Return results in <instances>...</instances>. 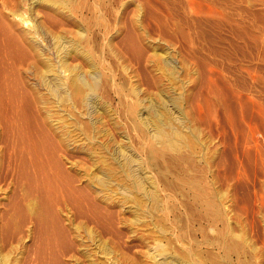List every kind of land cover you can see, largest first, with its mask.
Here are the masks:
<instances>
[{
  "label": "rangeland",
  "instance_id": "1",
  "mask_svg": "<svg viewBox=\"0 0 264 264\" xmlns=\"http://www.w3.org/2000/svg\"><path fill=\"white\" fill-rule=\"evenodd\" d=\"M48 1L37 0V3L39 2L37 4L35 0L36 14H33V18L44 25L47 24L46 26L50 27L48 30L51 34L56 32L55 30L58 29V27L61 28L62 26L64 29H69L68 31H73L74 34L78 32L76 30L86 32L89 35L88 40L90 41L89 43L87 40L86 45L89 43L88 46L92 47L94 49V51L93 49L92 51L98 56V70L100 74H102L101 81L103 80L101 82L102 85H100L102 89L98 90V96H100L98 103L100 102V106L106 104V107L102 110H104L106 114L109 113L108 116L111 115L107 117L106 114L103 115L104 112L101 110L94 115L96 117L98 115L100 116H98L99 118L95 117L97 121L100 119L96 124L97 128L100 127L98 129L100 130L99 134H101L99 138L100 141L102 140L101 142L106 144L112 151L114 147L126 141L128 143L125 142L126 144L124 145H129L133 152L136 150L135 152L140 154L144 160L151 159L147 158L149 157L147 148L153 136L151 135V137H149V131L148 129L146 130L147 126L145 127V125L142 124L145 127L143 129L134 124L133 118H135V115L130 116V104H134L137 109H141H138L140 112L137 111V116L145 112L144 110H147L148 107L154 108L157 104L158 106L161 105V107L165 108L162 109L164 114L167 116L170 115V118L174 114L172 119L174 118L173 120H177V126L180 125L179 128L183 135L181 141L184 139L183 142L180 141L182 144L180 142V144H176L170 140L166 141L164 144L167 143L168 146L165 145V148L163 145L159 147L160 151H165V153L161 151V156L156 158H160L159 160L156 161L155 159L154 161V159H151L152 161L150 162L145 161L146 170H149L148 168L152 165L148 173H150L151 177L155 176L154 178L156 180L154 178L152 179L157 182V185L161 184L158 185V190H160L159 195H161L158 200L159 206L157 202H154V199L153 201L150 198H144L147 202L144 201L145 207L143 206V209L148 211L147 214L143 215L142 213L143 219L145 220L144 222H146L145 224L143 223L139 226L134 223V226L133 219L136 214L131 215V213H135V208L132 209V204L134 203L132 199H127L128 202L119 194L112 195L113 199L117 196L113 203L115 204V208H113V232L106 233L95 227L94 231L97 229L95 234L99 232L96 235L97 238H101L98 243L102 241L100 244L101 246L97 247L96 243L95 245H91L92 242H88V237L85 236V232L75 233V226H82L81 224L86 225L88 223L87 220L75 215L76 213L74 210L73 214L72 208L69 207L67 209L66 205L62 203L58 205V213L62 221L64 220L63 224L66 228L70 224L67 230L69 231V239L72 243V247L64 252V263L75 264L77 262L76 264H91V262H96L97 264H105L106 262L101 261H107L102 251L103 246L106 244V247L107 245L110 246L109 250L114 256L120 258V256L125 253L128 254V257L130 255L128 260L130 263L127 262L125 264H132L133 262L135 264L136 261L137 264H154L156 262L150 257L160 244L166 247V254L168 252L171 254L168 255H174L173 257L179 255L177 256L179 258H181V255L190 254V256L192 255V259L196 258L198 264H214L218 259L221 260H219L220 262L217 264H234V262H229L224 259L225 257L223 256L225 254L224 247L230 244V248H233L231 249L233 252L232 256L237 251V248L242 250L239 251L242 255V261H244L245 264H264V0H78L80 3V10L75 14L82 19H80L81 22L75 17L72 21L73 14L61 8L64 7L63 0ZM55 6L57 8H55ZM57 13H60L61 16ZM48 15H53V17L59 19L60 25L58 23L59 26H49L46 22V17ZM64 19L66 21L71 19L70 21L73 23L70 21L66 22ZM53 29L55 30L53 31ZM75 39L77 38H74V40ZM84 43L82 42L83 45H85ZM73 61L76 60L73 58ZM165 62H168V64L165 65ZM25 64L26 63L20 65V67L24 69L26 67ZM159 65H163V68L167 69L164 70ZM87 69H89L88 66ZM174 71L176 73H172ZM105 74L108 76L110 75L112 78L109 77L108 79V76ZM108 80L110 81L108 82ZM120 86L122 88H120ZM170 91L171 93H169ZM165 93L167 96H165ZM163 96H165V98ZM46 98L50 102L52 100V104H54L51 105L49 102L50 110L52 108V120L58 117L64 119L66 116V119H64L66 120L65 122H71V120L67 118V109L63 108L66 107V103L61 100L59 101L60 104L56 103V100L49 95H47ZM160 98L161 102H159ZM174 98L177 103H175ZM129 99H131V101ZM132 100L135 101L132 103ZM162 102H164V104ZM150 103L153 104L151 105ZM173 103H175L174 106H178L174 107ZM55 104L59 105L56 106ZM57 107H60L58 108L59 112H57ZM107 107H110L113 111ZM126 110L129 114L126 113ZM100 111L103 112V114ZM112 112L116 113L114 114ZM105 116L107 119H105ZM141 116L135 119L139 118L137 120L142 121ZM179 116L183 117L180 119ZM57 120H59V118ZM82 120L87 121L85 118ZM178 120H181V122ZM103 122L107 123L104 124ZM109 123L111 124L109 125ZM114 124L119 127H114ZM133 124L135 126H133ZM136 126L138 128H136ZM123 128L127 133L126 135L124 130L122 131ZM3 129L4 128L0 126V264H40L41 255L39 254V249L44 236L42 228L48 227V222L50 220L43 217L44 219L38 223L35 219L37 216L33 217V215H31V219L29 216L27 217L28 219L22 218V216L17 213V210L14 209L15 207L13 204L16 200H20L19 197H21L23 192L20 194L21 184L19 182V176H17L18 161L14 160L13 162L11 158L16 159V157L13 156L12 151L9 152V150H13L11 148L13 143L11 142L15 140V138H11L12 140L6 139L8 136L5 134V129ZM107 129H110V131ZM138 129H141V131ZM135 130H138L136 132L140 133L137 134ZM144 130H146L148 134L144 132ZM103 131L108 132L103 135ZM186 131L188 135L185 133ZM3 134L4 136L2 137L1 135ZM126 137L128 140H126ZM64 138L65 137L62 139L64 142L62 140L60 141L59 154L67 155L69 152L67 157L69 158L70 156L69 160L71 162L74 161L77 163L81 160L77 163L78 166L83 168L86 167L87 170L90 166L89 169L92 170L94 165L93 161L97 156L95 155L92 158V156L88 154L90 145L82 143L86 142L82 139H76L77 142L74 137L68 136L67 139ZM3 140H5V142ZM6 140L9 141L8 145ZM65 142L66 144H61ZM181 145L186 147L182 146L181 149V147H179ZM174 147L175 151H173ZM63 148L65 150L64 153L62 152L64 151ZM81 149L83 151H81ZM84 149L88 150L86 151ZM98 149L101 150V147ZM170 151L171 154L174 153V155H170ZM177 155L184 157L180 158ZM84 156L87 157V159H85ZM71 157L73 158L71 159ZM88 157H90L91 160L90 158L88 159ZM102 161L103 158L100 163H102ZM159 161H161L160 165L162 164V167L163 165L166 167L162 168L160 165L159 167ZM81 162L86 164L83 165ZM155 163H157V165ZM168 164H172L173 167L170 165L168 167ZM164 169L168 171L163 172L165 171ZM91 170L90 172H92ZM152 170L153 172H151ZM186 170L187 174L185 173ZM155 171L156 174H154ZM158 173H162V175L166 176V181H164L165 177L162 175L159 176ZM171 173L172 175H170ZM191 173L194 176L197 175L198 177H196L199 178L198 180H204L206 177L204 183L206 182L207 189L209 188L207 190L208 195L212 194L210 195V198H212L215 193L216 197H214V195L213 198H216L215 201L217 204L219 203L220 210H222L219 215L223 213L221 216L223 219L217 212L207 210L202 205V202H198L201 200L197 201V199L193 197L195 193L193 191L190 192V190L183 185L184 182L182 184L181 180L183 179L185 181L190 178L196 179ZM176 177L179 180H176ZM158 179H160L159 182ZM162 181H164L166 185L164 182L161 183ZM180 184H182V186H180ZM167 185H169L170 188ZM182 187H184V189ZM209 190L211 192L213 191V193L209 192ZM198 193L199 192H197V194ZM119 196L121 197L119 198ZM139 196L141 199L143 198L142 195ZM15 197L19 199H14ZM193 198L196 202H194ZM117 199L120 202H118ZM109 204H111V202ZM128 205L130 207H128ZM127 209L130 212H128ZM66 212L71 214L69 215ZM119 213H123L124 215L120 214L119 216ZM72 215L74 217H72ZM215 215L216 217H214ZM124 217H127L128 223L130 222L127 228L121 224ZM217 218L218 220H215ZM69 220H72L74 224L70 223ZM153 220L156 221V224H153L155 223ZM149 222L150 226H148ZM78 223H80V225ZM44 224L46 225L44 226ZM131 224H133V226ZM89 226H93V224L91 223ZM160 226L161 229H159ZM119 228L123 230V233ZM135 229L137 231L139 229V231L137 232ZM230 229L233 231V234ZM115 230H119L118 232L121 234L117 231L114 232ZM161 231H164V234ZM145 232H148V235H146ZM71 233L74 234L75 237ZM113 233H117V236L115 234L113 235ZM81 234L83 238H81ZM141 236H145L146 238H141ZM225 237L226 239L229 237L228 242ZM231 238L234 241H232ZM82 239H84V241L87 240L85 245L89 244L90 247L93 248L89 247L91 251L93 250L92 253L94 256L87 257L84 255V250L82 248L84 243H82ZM231 241L232 243H230ZM239 242L240 244H238ZM112 249H114V251ZM193 249L194 251H192ZM196 254L198 257H196ZM138 256L139 260H137ZM222 256L224 258H222ZM94 257L95 259L93 260L92 258ZM131 257L135 260L133 261ZM214 257H217V260L214 259ZM200 258L203 262L199 260ZM157 259L159 260L160 258L158 257L156 260ZM80 260H82V262ZM142 260L145 261L143 262ZM97 261L100 262L98 263Z\"/></svg>",
  "mask_w": 264,
  "mask_h": 264
},
{
  "label": "bare ground",
  "instance_id": "2",
  "mask_svg": "<svg viewBox=\"0 0 264 264\" xmlns=\"http://www.w3.org/2000/svg\"><path fill=\"white\" fill-rule=\"evenodd\" d=\"M40 1H46L47 2L48 0H40ZM51 1L53 2V0H51ZM56 1H58V0H56ZM63 1H64L63 2L64 7H61V8H64V10L66 9L71 14H73L72 15L73 17L71 16L72 21L74 20V17L77 18L78 21H80L81 18H79L78 15L75 14L80 10V7H79L80 3L78 2V0H63ZM80 2H82V1H80ZM36 3H37V0H36ZM35 7H36L35 6V0H0V126L5 129V134L8 136V138H6V135H5L6 139L9 140L11 138H15V140L11 139L12 142L10 140V142L13 143L11 146V148L13 150H9V152L12 151L13 156L16 157V159H12L10 156L11 160H13V162H14V160L18 161V169H17L18 172L17 171L16 172L18 173L17 176H19V180H20V181L19 180L18 181L20 182V184H21L20 187L22 188V189L20 188L21 192L20 191L19 192H20V194L23 192V194L21 195L22 198L19 197L20 200H16V202L13 204V206L15 207L14 209L17 210V213L20 216H22V218L28 219L27 217L29 216V218L31 219V217H30L31 215H33V217L37 216L35 219L37 220L38 223H40L41 220L44 219L43 217L50 220L48 222V227L44 228L42 225V227H43L42 230L44 231V236H43L44 239L42 238L43 242H42L41 247L39 249V251H40L39 254L41 255V263L40 262L39 263L40 264H65L63 261V255L65 254L64 252H66V250H69L72 247V243L69 239V237H70L69 231L67 230V228H69L70 224L68 223L69 226L67 228L63 224L64 220L62 221L61 216L58 213V208H59L58 205H60L62 203L64 205H66L67 209L69 207L72 208L73 214L75 211V213H76L75 215H78V217H82V218H85L87 220L88 223L86 225L81 224L82 226H78V225L75 226L76 227L75 233L85 232V236L88 237V242H92V244L90 243L91 245H95V243H96L97 247L101 246L100 244L102 243V241H101V243H98V242H100L101 238H99L100 240L97 238L96 235L99 232L97 234H95V231L98 228L100 231L102 230L106 233L111 232L113 230L112 229L113 223H114L113 222V220H114L113 219V215H114L113 214V208H115L114 207L115 204H113V203H114V199L117 196L113 199L112 195L114 196L116 194H119L122 196V198L124 197L126 199V201H128L127 199H132L134 202L133 203L134 205L131 202L132 209L135 208V213H131V215H134V214H136V215H135V218L133 219L134 222L133 221H131V222H133V224L135 223L139 226L143 223L145 224L146 222H144L145 220L143 219L144 217L142 216V213L144 215V214H147V212H148V211H145V209H143L144 203L147 202V201H145V199H147V198H150L151 200L154 199L155 201L154 200L153 201L155 203L157 202V204H158V202H159L158 200L160 199L159 196H161V195H159L160 190H158V188H159L158 185H161V184L157 185V182H155L152 179L155 176L151 177L150 173H148L150 168L152 167V165L150 168H148L149 170H146L145 161L150 162L153 159L155 161L156 158L161 156L160 154H161L162 150L160 151L159 147L162 145H163V147L165 145H167V143L164 144L166 141L170 140L176 144H180L181 142L184 141V139H183V141H181V138L183 137V135H182V131L179 128L180 125L177 126V124H178V123H176L177 120L175 121V120H173L174 118L172 119L174 114L172 115L171 118L169 117L170 115L168 113L167 114L169 116L164 114L162 109H165V108L161 107V105L158 106V104H157V106H156L154 104L155 105L154 108L148 107L149 109L147 108V110H144L145 112L140 114V116L142 115L141 116L142 121H138L137 119H139V118H137V119H135V118L140 117L139 115L138 116L136 115L138 112H140V111H138L139 108L137 109L134 104H130L129 105V109H130L129 113H131L130 116L135 115V118H133V120L135 122L134 124L142 127L143 129L147 126L146 130L148 129V131H149L148 132L150 135L149 137H151V135L153 136V139L150 138V139H152V141L150 140V142L148 143L149 146L147 148V150L149 152V157H147V158H151L152 160L151 159L147 160L146 158H145L146 160H144V158H142L140 154L135 152L136 151L135 149H134L135 151L133 152V150L129 147V145H124V144L128 143L126 141H125L126 143L124 142L123 144L114 147L113 151L110 148H108L106 144H103L101 142L102 140L100 141V139H99L101 134H99L100 130H98V129L100 127H98V128L96 127L97 122H99V120H100L99 119L97 121V119H96L99 115L97 117L94 116L95 113L98 112L99 110L104 112V110H102V109H104V107H106L105 106L106 104L104 106H100L99 105L100 102L98 103L99 97H100V96H98V90L102 89V88H100L101 87L100 85H102L101 82L103 80L101 81V78H102L101 75L102 74H100V71L98 70V62H97L98 56H96V53L93 52L94 49L92 47L88 46V44L90 43V41L88 40L89 35L86 32L79 31V30H76V31H78V32H76L77 34L76 33L74 34L73 31H71V30L68 31L69 29L68 30L64 29L63 26L62 27L60 26L61 28L58 27V29H56V30L53 29V31L55 30L56 32L51 34L50 31L48 30V29H50V27L46 26L47 24L44 25L43 23L39 22L37 19L33 18V14L34 15L36 14ZM55 8H57V7L55 6ZM57 11H58V9H57ZM58 15L61 16L60 13ZM30 17H31L32 21L30 20ZM46 18H47L46 22L49 24V26H51V25L56 26L59 23V19L53 17V15L52 16L48 15ZM70 20H68V21H70ZM68 21H66V22H68ZM72 21H70V22H72ZM43 22H45V21H43ZM59 25H60V23H59ZM74 38H77V39L74 40ZM87 40L89 41V43L87 42L88 44L86 45ZM84 41H85V43H84ZM91 41H92V38H91ZM135 41H136V39H135ZM82 42L85 45H83ZM141 48H143V47H141ZM92 49H93V51H92ZM140 53H141V51H140ZM101 56H102V54H101ZM73 58L76 61H73ZM100 60H101V57H100ZM23 62L26 63L25 64L26 67L24 66L25 67L24 69H22V67H20V65L24 64ZM165 63H166L165 65L168 64V62H165ZM102 64H103V61H102ZM108 65H109V63H108ZM155 65H157V64H155ZM87 66L89 67V69H87ZM102 66H105V65H102ZM159 66H161L163 68V65H159ZM166 69H164V70H166ZM172 69H174V68H172ZM175 71L172 73H176ZM111 73H113V72H111ZM111 73H109V74H111ZM106 76H108V75H106ZM109 77H111V76L109 75L108 79H109ZM105 79H107V78H105ZM109 81L110 80H108V82ZM111 83H110V85H111ZM107 84H109V83H107ZM120 88H122V87L120 86ZM115 89H116V87H115ZM115 89H113V90H115ZM99 93H100V91H99ZM169 93H171V91ZM47 95L51 96L54 100H56V103H59L60 100L63 101L64 103H66V105L63 104L66 106L63 108L67 109V112H68L67 118H69V120H71V122H65L66 120H64V119H66L65 118L66 116L64 117V119L62 117H58L59 120H57L58 118L56 116H54L57 119L52 120V116H53V114L51 113L52 108L50 110L49 104L50 103H51V105H54V104H52V100L50 102L46 98ZM165 96H167V94ZM165 96H163V97L165 98ZM168 98H170V97H168ZM129 100L131 101V99H129ZM137 100H139V99H137ZM155 100H157V99H155ZM174 100H175V98H174ZM134 101L132 100V103ZM127 102H129V101H127ZM159 102H161V98H160ZM164 102H162V103L164 104ZM154 103H156V102H154ZM175 103H177L176 100H175ZM175 103H173V106ZM59 104H55V105L57 106ZM138 104H139V102H138ZM141 105H142V103H141ZM176 106H178V105H176ZM176 106H174V107H176ZM58 108H60V107H57V110H58ZM125 108H126V106H125ZM139 110H141V109H139ZM178 111H180V110H178ZM57 112H59V110ZM100 112H99V114H100ZM103 112H101V113L103 114ZM112 113H114V112H112ZM126 113H128L127 110H126ZM171 113H173V112H171ZM59 114L62 115L61 113H59ZM105 114L106 113L104 112L103 115H105ZM108 114H106L107 117L111 116V115L108 116ZM107 117L105 119H107ZM112 117H114V116H112ZM182 117H180V119ZM84 118L88 122L82 120ZM131 120H132V118H131ZM178 121L181 122V120H178ZM112 122H113V120H112ZM103 123L106 124L107 122H103ZM124 123H126V122H124ZM110 124L111 123H109V125ZM134 124H133V126H135ZM142 124L145 125V127ZM130 125H129V127H130ZM98 126H101V125H98ZM102 126H103V124H102ZM106 126H108V125H106ZM116 126L117 125H115L114 127H116ZM137 126H136V128H138ZM184 126H183V129H184ZM117 127H119V126H117ZM123 127L125 128L124 125H123ZM124 128L122 129V131L124 130L125 135H126L127 133H126ZM118 130H121V129H118ZM129 130H130V128H129ZM138 130L141 131V129H138ZM138 130H135V132ZM146 130H144V132H146ZM108 131H110V129ZM107 132H104L103 135H105V133H107ZM139 133H137V134H139ZM185 133L188 135L187 131ZM117 134H119V133H117ZM141 134H140V137H141ZM1 136L3 137L4 134ZM68 136L74 137L75 140L76 139L77 140L82 139V140L86 141V142H82V143H86V144L90 145V149H89L88 154L90 156H92V158L95 155L97 156L93 161L94 163L92 162L94 164L93 167L91 166L92 170L89 169L90 166H89V168L87 167L88 170L86 169V167L83 168V167L78 166L77 163H79L81 160H79V162H77V163H75L74 161L71 162L69 160L70 156H69V158L67 157L69 152L67 153V155L59 154L60 141L63 139V137H65L64 139H67ZM102 137H101V139H102ZM144 137H145V135H144ZM104 138H107V137H104ZM122 138H123V136H122ZM1 139H3V138H1ZM145 139H147V138H145ZM185 139H186V137H185ZM126 140H128L127 137H126ZM3 141L5 142V140H3ZM69 141H71V140H69ZM6 143L8 145L9 141H7ZM82 143H80V144H82ZM131 143H130V145H131ZM61 144H66V142L61 143ZM115 144H116V142H115ZM108 145H109V143H108ZM184 145H181L179 147H181V149H182V146H184ZM192 145H194V144H192ZM69 146H71V145H69ZM112 146H114V145H112ZM131 146L134 148L133 145H131ZM64 147H66V146H64ZM99 147H101V150L98 149ZM175 147L173 148V151H175L174 150ZM184 147H186V146H184ZM171 148H172V146H171ZM201 149H202V147H201ZM63 150H64V148H63ZM69 150H70V148H69ZM84 150H86V149H84ZM81 151H83V150L81 149ZM62 152L64 153L65 150ZM162 152L165 153V151H162ZM164 153H163V155H164ZM166 153H168V152H166ZM170 155H174V153L171 154V151H170ZM179 155H181V154H179ZM179 155H177V156L180 157ZM165 156H167V155H165ZM74 157H76V156H74ZM183 157H180V158H183ZM72 158L73 157H71V159ZM80 158H81V156H80ZM84 158L87 159V157H85V156H84ZM89 158L90 157H88V159ZM102 158H103V161H102V163H100ZM180 158H177V159H180ZM159 159H156V161ZM174 159H175V156H174ZM77 160H78V158H77ZM77 160H75V161H77ZM90 160H91V158H90ZM164 160H165V158H164ZM171 161H172V159H171ZM178 161H180V160H178ZM181 161H182V159H181ZM166 162H167V159H166ZM160 163H161V161H159L158 166L160 165ZM85 164H83V165H85ZM155 164L157 165V163H155ZM179 164H180V162H179ZM169 165L170 164H168V167H169ZM170 166L173 167L172 164ZM156 167H153V168H156ZM164 167H166V166L163 165L162 168H164ZM90 170L92 172H90ZM159 170H161V169H159ZM167 171L165 170L163 172H167ZM151 172H153V170ZM158 172H160V171H158ZM185 173L187 174V170ZM154 174H156V171ZM165 174H167V173H165ZM161 175H162V173L159 174V176H161ZM170 175H172V173ZM162 176L165 177L164 181H166V176H164V175H162ZM196 176H194V178H196V179L190 178V179H187L186 181L181 176V178L184 181L181 179L180 180H181L182 184L184 182L183 185L186 188H188V190H190V192L193 191L195 193V194L193 193L195 196H193V195L192 196L194 198H196L197 201L201 200L198 202H202V205L207 210H213V211L217 212L219 215L220 211L222 212V210H220V206L218 205L219 203L218 204L216 203V201H215L216 198L215 199L213 198L215 193L212 196L213 199L210 198V195H212V194L209 193L210 195H208L207 190L209 188L207 189V185H206L207 183L206 182L204 183V181L206 180L205 179L206 177L204 178V180H198L199 178H197L198 176L197 177ZM159 180L160 179H158V182H159ZM176 180H179V179H177V177H176ZM164 181H162L161 183H163ZM174 182H175V180H174ZM179 183H180V181H179ZM164 184H165V182H164ZM182 184H180V186H182ZM167 186L170 188L169 185H167ZM182 188L184 189V187H182ZM182 188H180V189H182ZM211 188H213V187H211ZM197 192H199V193L197 194ZM209 192H211V191L209 190ZM163 193H164V191H163ZM211 193H213V191ZM20 194H19V196H20ZM139 195H142L143 198L141 199ZM121 196H119V198ZM214 197H216V195ZM16 198H18V197H15L14 199H16ZM122 198H121V201H122ZM194 198H193V200H194ZM168 200H170V199H168ZM217 200H218V197H217ZM109 201L111 202V204H109L110 203ZM117 201H118V199H117ZM107 202H109V203H107ZM118 202H120V201H118ZM166 202H167V200H166ZM194 202H196V200H194ZM123 203H124V201H123ZM152 205H154V204H152ZM158 206H159V204H158ZM128 207H130V206L128 205ZM130 210H131V208H130ZM154 210H157V209H154ZM123 211H125V210H123ZM213 211H212V213H213ZM128 212H130V211L128 210ZM66 213H68V212H66ZM120 214L121 213H119V216H120ZM222 214L219 216L221 217ZM216 215L214 217H216ZM219 216H217V217H219ZM72 217H74V216L72 215ZM128 217H129V215H128ZM82 218H81V220H82ZM148 218H150V217H148ZM72 219H74V218H72ZM75 219H76V217H75ZM128 220H129V218H128ZM215 220H218V218ZM219 220H221V219H219ZM69 221H70V223H73L72 220H69ZM150 222H149L148 226H150ZM154 222L155 223H153V224H156V221H154ZM91 223L93 224V226H89ZM129 223L127 221V217H124L121 221V224L124 225L125 228L129 227ZM78 224L80 225V223H78ZM133 224H131V225L133 226ZM135 224H134V226H135ZM45 225L46 224H44V226ZM223 225H224V223H223ZM161 226H162V224H161ZM161 226L159 229H161ZM95 227H97V229L94 231ZM133 228H135V227H133ZM70 229H71V227H70ZM119 230H121V229L119 228ZM119 230H115L114 232H116V231L118 232ZM130 230H131V228H130ZM72 231H74V230H72ZM121 231L123 233V230H121ZM138 231H139V229H138ZM145 231H146V228H145ZM151 231H153V230H151ZM40 232H42V231H40ZM141 232H144V231H141ZM230 232H227V233H230ZM118 233H120V232H118ZM147 233H146V235H148ZM114 234L115 233H113V235ZM232 234H233V231H232ZM72 235L74 236V234H72ZM241 235H242V233H241ZM145 236H143V237H145ZM143 237L141 236V238H143ZM226 237H227V234H226ZM226 237H225V239H226ZM81 238H83L82 234H81ZM232 238H231V240L234 241L233 240L234 238L233 239ZM237 238H239V237H237ZM241 239H243V238H241ZM228 240H229V237H228V239H226V241L228 242ZM82 241H83L82 243H84V245L82 247L84 250V255H86L87 257L94 256L92 253L93 250L91 251V249H89L90 245L89 244L85 245L87 243V240L84 241V239H82ZM232 241L230 243H232ZM220 242H221V240H220ZM238 244H240V242ZM213 245H215V244H213ZM234 245H235V243H234ZM80 246H82V245H80ZM155 246H157V245H155ZM95 247H94V249H95ZM109 247L110 246H108V245L106 247V244L103 246V248H102L103 255L107 259V261H101L100 260L101 262H106L105 264H125V263L129 262L128 260H129L130 255L128 257V254L125 253V254H122L119 258V257L114 256L112 254V252L109 250ZM235 247H236V245H235ZM90 248H92V247H90ZM114 248H115V246H114ZM156 248H157L156 251L154 250V254H152V256L150 257L154 262H156L154 264H198L196 262V258L192 259L191 258L192 255L190 256V254L181 255L180 256L181 258L177 257L179 255L175 254L176 256L173 257L174 255L170 256L171 254L168 252L166 254L167 249L165 250L166 247H164L163 245L159 244L158 247H156ZM224 249H225V252H224L225 254L223 256L225 258L223 256H222V258L226 259L229 262L230 261L234 262V264H243L244 263V261H242V255L240 253V251H242L241 249L237 248V251H236L237 253L234 251L236 249H234L233 251L235 253L233 256H232L233 252L231 250L233 248H230V244L225 246ZM112 250L114 251V249H112ZM96 251H97V249H96ZM99 251H100V249H99ZM192 251H194V249ZM189 253H190V251H189ZM118 254H120V253H118ZM168 254H170V255H168ZM193 256H195V255H193ZM134 257H136V256H134ZM158 257L160 259L156 260V258H158ZM196 257H198L197 254H196ZM137 258H138L137 260H139V256ZM216 258L217 257H214V259H216ZM78 259H79V257H78ZM92 259L94 260L95 257ZM92 259H90V260H92ZM131 259H133V261L135 260L132 257H131ZM199 260L202 261L201 258ZM199 260H198V262H199ZM219 260H221V259H218L216 261V263H214V264H217L218 262H220ZM80 261L82 262V260H80ZM100 261H97V262L99 263ZM209 261H211V260H209ZM136 262H135V264H137ZM223 262H225V261H223ZM91 264H97V263L91 262ZM132 264H134V262ZM225 264H227V263H225Z\"/></svg>",
  "mask_w": 264,
  "mask_h": 264
}]
</instances>
